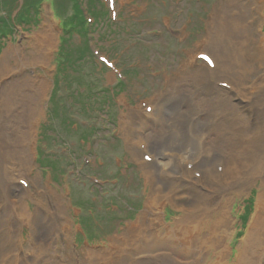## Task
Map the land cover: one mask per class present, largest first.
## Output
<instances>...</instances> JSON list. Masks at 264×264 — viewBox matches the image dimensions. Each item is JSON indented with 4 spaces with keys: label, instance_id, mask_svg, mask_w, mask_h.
Returning a JSON list of instances; mask_svg holds the SVG:
<instances>
[{
    "label": "rangeland",
    "instance_id": "rangeland-1",
    "mask_svg": "<svg viewBox=\"0 0 264 264\" xmlns=\"http://www.w3.org/2000/svg\"><path fill=\"white\" fill-rule=\"evenodd\" d=\"M231 1L0 0V58L5 55L11 65L4 73L0 68V98L11 87L20 86L22 77L25 78L24 85L33 79L35 87L39 80L45 88L41 93L42 99L38 102L35 99L32 103L36 115L29 118L30 125H26V120L17 123L18 135L25 137L23 146L18 147L19 152L12 155L7 164L4 163V170H11L10 178L16 184L11 200L22 205L26 211L21 213L16 208L8 218L14 224L10 223L4 229L9 239L4 240L3 245L15 248L16 252H12L15 256L7 255L6 259L0 260V264L233 263L264 182V161L256 157L247 165L245 160L248 148H254L252 144H247L253 136L251 131L247 133V138L243 135L236 138L239 141L242 138L246 143L241 139L240 144H231L217 159L219 153L215 152V147L206 144L202 148L198 143L202 135L208 139L211 134L197 132L192 127L196 121L191 122L193 125L183 124L181 128L177 124L172 129L177 136L180 134L179 137L194 140L197 153L212 152L205 162L193 165L197 169L194 173L197 177L200 171H207L206 176L214 175V171L225 172L218 180L219 184L215 185L226 186L227 189L222 190L225 192L218 202L213 201L217 207L222 205L227 213L223 226L214 231L218 245L227 247L224 253L223 249L218 253L206 251L208 246L204 244V255L196 262L197 253H188L185 243L182 246L183 260L164 258L161 254L149 258L136 247L139 234L130 232L140 222L139 216L146 201H152V190L138 157L143 155L151 162L155 155L156 150L149 140L157 137L167 118L160 114L162 105L158 100L163 96L172 98L176 104H171L178 106L171 111L176 122L187 121L194 112H198L201 122L207 125L213 117L212 110H216L212 107V96L207 93L213 88L224 90L226 85L231 84L222 75L216 83L217 72L212 61L203 72L206 63L200 59L202 54H206L211 60L207 37L212 17L217 12L220 15L232 12L236 5L243 3V7L250 8V0ZM256 2H259L255 13L258 23L254 22L252 29L258 36L264 35V0ZM79 19L86 26L87 49L78 33L65 34L63 30L64 26H76ZM61 45L70 52L71 59L79 55L78 49L83 47L85 50L80 54V60H72L66 65L69 75L59 77L61 83L56 89L55 101L62 112L59 108L51 121L48 114L52 107L50 96L54 89L57 62L63 57L58 53ZM44 48H48L46 55L43 54ZM17 50L21 52L18 58L25 59L24 66L12 69ZM247 56L256 61L252 49ZM32 61L34 68L29 66ZM261 70L249 75L240 85L231 86L240 94L230 101L231 104L238 107L236 99L248 101L245 91L263 74ZM23 92L11 94L17 100L20 97L16 114L19 116L26 104L22 95H30L32 90L27 87ZM0 110V129L6 123H11L13 127L14 114L10 112L9 116L4 108ZM256 110L236 108V113L244 119L260 121ZM248 111L252 114L249 115ZM61 114L68 116L70 121L65 119L63 122ZM231 124L230 121L227 125ZM5 127L7 129L9 125ZM262 148L264 151V144ZM241 153L242 157L237 160V155ZM232 156L236 160L234 164H230ZM14 162L17 164L13 165ZM170 170L169 177L179 185L160 204L162 210L159 209L163 215L162 224L166 223L168 227L191 216L181 208L189 195L176 180L183 168ZM161 182L166 184L167 180L163 178ZM210 191L213 192V189ZM194 217L192 215L191 219ZM207 220L215 221L211 217ZM154 224L156 230L159 228L165 232L164 225L159 221H154ZM206 229L210 231L212 228L202 225L196 231L202 243ZM145 230L147 234L152 229L147 226ZM178 233L177 229L171 230L169 237L175 241Z\"/></svg>",
    "mask_w": 264,
    "mask_h": 264
},
{
    "label": "bare ground",
    "instance_id": "bare-ground-1",
    "mask_svg": "<svg viewBox=\"0 0 264 264\" xmlns=\"http://www.w3.org/2000/svg\"><path fill=\"white\" fill-rule=\"evenodd\" d=\"M250 1L251 4L249 9H247L245 5L243 7V3L242 5H236L232 12L229 11L222 15H220V12H217L216 10L215 13H217L214 15L215 18L213 19V16L211 19L207 39L209 41L208 48L211 54V61L217 72V74L215 75V82L219 81L221 78L220 75H222L223 79L225 81L230 80L231 84L226 85V87H224V90L213 88V90H210L211 92L207 93L212 96V107L216 109L212 110L213 117L210 118L207 125H205L204 122H201L202 117L198 112H194L193 117L190 116L187 121L183 119L176 122V118L173 117V113L171 111L178 106H173V104L176 103L173 102L170 96H163L158 100L159 104L162 105L160 114L164 115L163 117L167 118L164 124L159 128L157 137L151 138L149 140L151 142L150 145L152 146V148L156 150L154 152V157H152L151 162H149V158H144L143 155L139 156L140 148L139 150H135L136 154L139 156V163L143 168L145 178L152 190L150 195V200L152 201H146L144 211L139 216V221L142 223L138 222L134 228L131 226L133 229H131L130 232H134L136 233V235L139 234V236L136 237L138 238L136 247L138 250H140V253L146 254L149 258H156L161 254L164 258L183 260L184 256L182 254V249L185 243H187L185 250L188 251V253H193V255L197 253V255L195 256H198L195 259L196 262L204 255V244L208 246L207 248L205 247V250L209 252L216 251L218 253L221 251L220 249H223L222 253H224L227 249L224 244L218 245L217 235L214 232L219 229V226H223L227 213L223 210L222 205L220 207H217L216 203L213 202L220 199V197L223 196V193L227 189L226 186L221 187L215 185V183H218V180L223 177L225 172H223V174H220L219 171H214V175L206 176V174L208 175L207 171H200V175H198L199 177H197L194 174L195 170L197 169H194L193 165L199 166L200 164H202L201 162L203 160V162H205L210 158V154H212V152L197 153L192 142L194 140H190L187 137H179L181 136L180 134H178L177 136L172 132V129L175 128L177 124V126L181 128L183 124L193 125V123L196 121V124H194L192 127H195V129H197V132H200L202 134H204V132H210V138L205 139V137H203L202 135V137L198 138L199 141H197L202 148L206 144L215 147V152L219 153V157H217V159L220 158V154H223L230 148L231 144H240L242 138L239 141L236 139L237 137H241V135H243L244 138H247V133H250L249 131H251L253 136L250 141L247 142V144H252L254 148H248L249 150L246 151L245 160L247 161V165L256 157L264 161V151L262 148L264 144V35L261 34L256 36L255 32L252 29L254 22L257 21L258 23V18L255 16V13L256 5H258L259 2H256L257 0ZM247 11L251 12L247 14ZM230 12L232 14H230ZM247 15H250L251 17ZM38 46L41 51V46ZM47 49L48 48L43 51L44 55H46ZM251 49L256 55V61H254L253 58L252 61L251 59H249V55L247 56L248 51H250ZM16 53L17 54H15V58H13V60L15 61V67L12 69H18L19 66L21 68L22 65L24 66L25 59L23 60L22 57L18 58V54L20 55L21 52L17 50ZM8 61L5 55L0 58L1 73L7 72V70H9V68L11 67V65H9L10 62L8 63ZM30 65L32 66L31 68H34L35 63L32 61V64L29 63V66ZM208 67L209 65L206 63V65H204L203 67L204 70H201L205 72V69H207ZM257 70H261L263 74L255 79L248 90L246 89L245 92L247 93L248 101L246 99L245 102L236 99V101H238V107L231 104L230 101L233 98L240 96V94L238 95L231 86L240 85L239 83L242 82V80L244 82L249 75L253 74ZM210 75L208 77H210ZM24 79L25 78L23 77L20 79L22 81V84L20 86L16 85L13 86V88L11 87L12 89L10 88L9 92L4 94L3 96H1L2 98H0V101H3L1 102L0 109L4 108L7 112V115L10 116V112H12L15 116V119L12 122L13 127H11V123H6V125L3 124L4 127H1L0 129V260L6 259L5 257L7 255L10 257L15 256V254L12 252H16L15 248H12L10 246L5 247L3 245V241L9 239L6 232H4V229L6 228V226L10 225V223L14 224L13 221L9 220L8 218H10V215L14 214L12 211L16 208H19L21 210V213H24L26 211L22 205L16 204L11 200V196L14 195L13 188L16 186V184L12 183V179L10 178L11 170L9 168L8 170H4V163L7 164L9 159L12 158V155H16L19 152L18 147L23 146V139L25 137L22 134L18 135L17 129L19 126L17 123L26 120V125H30L29 118L32 119L31 117H35L36 115V111L33 110L32 103L35 99H37V102L42 99L41 93L43 92V89H45L44 83L40 82L39 80L38 82L40 84L36 81V86L38 87L37 90V87L34 86L35 83H33V79H29L28 85H24ZM248 84H250V82ZM26 86L31 88L32 94L22 95L26 104L25 107H22V114L19 116L16 114H18L17 107L20 105V97L17 100L13 95L14 93L19 95V92H23L24 88H27ZM208 86L206 88H209ZM177 89L182 91V89L180 88ZM196 92L199 94L198 91ZM207 94H205V97ZM36 95L37 97H35ZM17 102L19 103V105ZM236 108H248L252 111H255L257 109V117L261 118V123L257 120L252 121L250 119L242 118L236 113ZM180 109L181 111L183 110L181 107ZM183 112L186 113V110H183ZM188 112L192 113L191 111ZM248 113L249 115L252 114L249 111ZM127 121L129 120H126V122ZM230 121L232 122V124L228 126L227 124ZM7 125H9V127L6 129L5 126ZM191 129L192 128H190V131H192ZM242 142L246 143L244 140ZM242 155L243 153L237 155V160L241 158ZM230 160V164L236 163V160L233 158V156L230 157ZM16 164L17 163L14 162L13 165ZM174 167L183 168L181 175L176 177V180L181 183V185L185 188L184 192L189 195L188 200L182 205L181 208L191 216H186L183 219H180V221L177 220L170 227H168V224H162L163 215H161L162 211H160L159 209H161L162 207L160 204H163V202L168 199V194L170 192H174V190H176L179 185L178 183H176L175 179L169 177V175L171 174L170 171H172L170 169ZM225 168L227 169V163ZM162 173L165 174L164 177L162 176ZM163 178L164 181L167 180L166 184H164L165 182H161ZM212 189L213 192L210 191ZM222 190L225 191L223 192ZM218 192L219 194H217ZM152 208L154 210H152ZM210 208L213 209L209 211ZM212 213H214L213 216H211ZM192 215L195 216L193 219H191ZM187 217H190V219L184 220ZM207 217H211L215 219V221L207 220ZM146 218H148V220H146ZM144 220L147 221V224L144 222ZM154 221H159L162 226L164 225L165 232L159 230V228L156 230ZM143 223L145 225V228L141 229L143 227ZM202 225H204V228H212L210 231L206 229L207 234L203 235V237H205L203 240L204 243L199 240L198 233H196V231L198 232V227ZM147 226L152 229L151 233L148 232L146 234L145 229ZM14 229L15 226L13 225L12 234L14 233ZM174 229H177L179 231V237L175 236V241L169 237L170 231ZM153 231H155L156 234L153 235ZM129 242H132V240H130ZM153 254L156 255L152 256ZM217 261L220 262L219 260ZM196 264H199V261ZM232 264H264V182L262 183L257 195V202L254 213L252 214V217L248 223L246 233L239 241L237 254Z\"/></svg>",
    "mask_w": 264,
    "mask_h": 264
},
{
    "label": "trees",
    "instance_id": "trees-1",
    "mask_svg": "<svg viewBox=\"0 0 264 264\" xmlns=\"http://www.w3.org/2000/svg\"><path fill=\"white\" fill-rule=\"evenodd\" d=\"M3 21V20H2ZM4 22V21H3ZM2 22V23H3ZM63 30H64V33L65 34H70V33H72L73 31L74 32H76V33H78L82 38H83V41H84V45H85V47H86V49H87V44H86V38L85 37H87V33H86V26L84 27L83 26V22H81V20L79 19V23L76 25V26H68V27H65L64 26V28H63ZM66 48L64 47V46H60V48L58 49V53H61L62 54V56L63 57H61L62 59L60 60V61H58L57 63H58V65H57V68H56V73H55V76H54V89H53V92H52V95H51V100H50V103H51V105H52V107H51V109H50V111L48 112V114H50V118H51V121L52 120H54L55 119V116H53L54 114H56L57 115V113H58V109L60 108L61 109V107L59 106V104H57V102L55 101V98H56V89L57 88H59L60 87V83H61V81H60V79H59V77L60 76H63V78L65 77L66 78V76L67 75H69V73L67 72L68 71V68H67V64L68 63H70L71 64V61L73 60V61H75V59H77V60H80V58H81V55L80 54H83V52H84V48L82 47V48H80V49H78L77 51V54H79V55H77V57H73L72 59L71 58H69L70 56H69V53L65 50ZM67 52V53H66ZM68 60V61H67ZM74 63V62H73ZM66 80V79H65ZM61 112H62V109H61ZM61 119L63 120V122H64V120L66 119V121L67 120H69V117L68 116H66V115H62L61 114ZM83 129V128H82ZM87 130H88V128H86Z\"/></svg>",
    "mask_w": 264,
    "mask_h": 264
}]
</instances>
